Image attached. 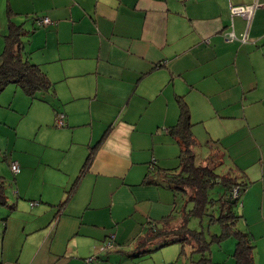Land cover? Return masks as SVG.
Masks as SVG:
<instances>
[{"label": "crops", "instance_id": "1", "mask_svg": "<svg viewBox=\"0 0 264 264\" xmlns=\"http://www.w3.org/2000/svg\"><path fill=\"white\" fill-rule=\"evenodd\" d=\"M253 4L250 23L231 16V6ZM45 17L51 24L38 26ZM10 21L26 30L28 58L53 82V91L33 100L49 107L38 112L51 150L43 157L61 177L55 194L49 189L39 201L30 198L36 204L23 213L33 224L18 238L24 247L15 257L18 244L4 242L0 264L146 257H129L137 238L181 206L153 176L179 165L180 146L169 129L178 123L181 99L190 110L197 159L205 146L207 158L217 152L225 162L228 155V168L255 183L239 207L242 229L257 247L255 261L264 264V215L258 219L252 207L254 193L264 196V0H0V50ZM230 31L237 40L226 39ZM59 114L64 126L55 128ZM110 234L124 260L98 251ZM92 255L97 259L87 262Z\"/></svg>", "mask_w": 264, "mask_h": 264}, {"label": "trees", "instance_id": "2", "mask_svg": "<svg viewBox=\"0 0 264 264\" xmlns=\"http://www.w3.org/2000/svg\"><path fill=\"white\" fill-rule=\"evenodd\" d=\"M25 34L26 30L22 25L9 22L8 33L4 37L5 47L0 54V94L8 85L15 84L33 99L38 98V94L53 91V82L39 65L28 58L23 42ZM179 108L178 123L169 129V134L180 146L179 165L172 169H156L153 176L158 177V180L162 181L161 183L168 186L175 194H183L187 198V203L182 204L169 216L152 222L144 234L135 241L137 247L129 254V257L138 258L146 255L155 243L160 244L164 241L160 244V247H163L180 242L183 245L191 246L194 252L202 254V257L194 264H215L208 254L211 242L222 244L225 239L233 238L236 240V249L232 254L234 264H257L253 236L248 231L237 228L241 224L243 216L236 212L240 197H234V189L239 187L242 192L247 185L239 179L233 169H229L231 172L226 175L217 172L218 167L224 164L222 159L220 163L214 162L213 158L218 154L217 152L204 162H198L196 154L198 144L192 133L193 123L190 110L182 99L179 100ZM96 152L97 146L89 154L81 176L88 171ZM147 182L157 183L158 181L149 177ZM5 185L4 178L0 176L1 204H7ZM77 185L75 184V187ZM217 185L222 190L218 197H213L211 193ZM74 189L59 205L60 209H63L68 203ZM188 203L192 205L190 210H188ZM205 216L210 217V223L216 222L221 226L219 233L211 235V241L206 239L204 231L192 230L188 227L190 218L202 219Z\"/></svg>", "mask_w": 264, "mask_h": 264}, {"label": "rangeland", "instance_id": "3", "mask_svg": "<svg viewBox=\"0 0 264 264\" xmlns=\"http://www.w3.org/2000/svg\"><path fill=\"white\" fill-rule=\"evenodd\" d=\"M3 50H0V54ZM41 107L49 108L46 104L33 100L15 84L8 85L0 94V176L6 182L5 195L7 197V204L0 203V255L4 242L11 247L18 244L16 250H12V254L15 257L20 254L24 247L23 240L21 239L20 242L18 240L21 236L20 232H23L25 227L26 229H30L33 224L26 223L27 215L23 211L30 212L32 206L30 198L39 201V195L48 196L47 191L49 189L54 191L55 194L57 181L61 177L59 168L56 165H45L43 156L51 150L45 147L42 140V134L45 129L40 126L41 118H38V112ZM52 125L55 128H59L56 126L55 121H53ZM207 152L206 146L203 149H198V160L201 161L202 158L206 159L208 156ZM214 157V162L220 163L222 159L221 153H218ZM225 158L224 164L217 169V172L223 175L230 174L231 172L228 168L231 164V158L228 155ZM174 161L177 165L178 160L174 159ZM12 162H17L22 167L19 173L15 174L12 172ZM231 168L236 173L237 168L235 166ZM236 174L239 175V172L237 171ZM252 175L254 176L251 177L252 181L258 179L257 175ZM241 181H243L242 176ZM254 184L247 177V187L251 189ZM248 188L241 192L239 206L242 199L244 200V195L249 190ZM221 190L222 188L217 185L213 189L211 196L218 197ZM252 196L254 197L252 207L256 211L254 216L259 219V216L262 217L264 215V196L261 197L259 195V197H256L255 193ZM176 198L181 205L187 203V198L181 193L176 194ZM15 204H17L18 208L14 207ZM188 205V210H190L192 205L190 203ZM239 206L236 207L238 214L240 213ZM209 218L208 216L202 219L192 217L188 222V227L192 230L204 231L206 239L211 241V235L219 233L221 226L216 222L210 223ZM237 228L242 229L243 226L240 224ZM260 232L258 233L259 237L261 236ZM108 237L110 239L111 234ZM123 237L129 239L128 237H132L131 232H127ZM105 243L99 248V252H102L104 256L113 257L112 261H117V258L124 260L125 257L118 253V246L116 244L112 248L107 249ZM158 244L152 245L149 253L144 255L146 257H143L136 263L126 259V261L124 260L119 264H194V262L202 257V254L194 252L191 246L187 244L183 245V243L177 242L163 247H160V244ZM260 244L262 242L259 243V249L261 250L262 248L260 247L263 246ZM210 248L208 254H210L215 264H234L232 254H234L236 249L235 239H225L222 244L211 242ZM133 249V245L126 246L121 253L127 254ZM94 255L90 257L96 258ZM115 263L118 264L117 262ZM257 263L259 264V261ZM261 264L263 263L261 262Z\"/></svg>", "mask_w": 264, "mask_h": 264}, {"label": "built area", "instance_id": "4", "mask_svg": "<svg viewBox=\"0 0 264 264\" xmlns=\"http://www.w3.org/2000/svg\"><path fill=\"white\" fill-rule=\"evenodd\" d=\"M257 8L256 4L253 5H239V6H231V16H241L244 19H246L248 21V23H250L255 10ZM51 24V20L48 17H45L43 19H39L37 21V25L38 26H47ZM225 37L227 40L232 41V40H237L238 37L236 36V34L234 33V31H230L225 33ZM248 40L247 36H243L242 37V41L245 42ZM64 114H59L58 118L56 119V126L59 128H62L64 126ZM155 162V160H154ZM11 170L13 173L17 174L20 172V165L17 162H12L11 163ZM241 195L240 189L239 187H236L234 189V197L235 198H239ZM36 203H32L31 205L34 206ZM114 235H111L110 239L106 241V248L110 249L114 246ZM94 258H89L87 259V262H91L93 261Z\"/></svg>", "mask_w": 264, "mask_h": 264}]
</instances>
